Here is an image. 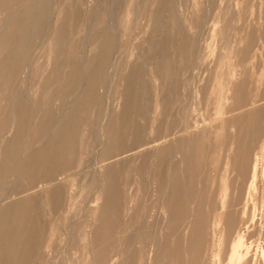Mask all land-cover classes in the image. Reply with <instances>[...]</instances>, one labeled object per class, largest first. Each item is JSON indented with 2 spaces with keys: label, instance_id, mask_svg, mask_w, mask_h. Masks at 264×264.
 I'll return each instance as SVG.
<instances>
[{
  "label": "rangeland",
  "instance_id": "rangeland-1",
  "mask_svg": "<svg viewBox=\"0 0 264 264\" xmlns=\"http://www.w3.org/2000/svg\"><path fill=\"white\" fill-rule=\"evenodd\" d=\"M165 1L0 0V52L9 55L0 59V153L10 146L12 158L0 167V209L14 199L15 219L0 228V245H14L9 264L259 260L253 245L264 240V166L255 164L264 150V0ZM62 9L65 48L56 41ZM86 30L97 45L85 43ZM149 45L152 65L144 68ZM163 72L168 77L160 81ZM40 75L47 76L43 88L24 94ZM128 89L138 96L126 99ZM131 101L144 102L139 116L126 114ZM75 102L65 128L51 126L62 105ZM216 109L227 115L214 119ZM49 132L63 142L56 167L49 153L46 171L15 179L18 164L22 176L26 160L46 149ZM156 239L161 261L152 256ZM240 251L247 254L236 260Z\"/></svg>",
  "mask_w": 264,
  "mask_h": 264
},
{
  "label": "bare ground",
  "instance_id": "bare-ground-1",
  "mask_svg": "<svg viewBox=\"0 0 264 264\" xmlns=\"http://www.w3.org/2000/svg\"><path fill=\"white\" fill-rule=\"evenodd\" d=\"M165 1V0H164ZM193 1V4L194 5H197V3L198 2H196V0H192ZM125 2H126V0H125ZM133 1H131V4H133L132 3ZM136 2H137V0H136ZM166 3H165V5L167 4V1H165ZM177 2V1H176ZM141 3V2H140ZM123 4V11H124V3H122ZM142 4V3H141ZM206 4V3H205ZM214 4V3H213ZM137 5V4H136ZM184 6V5H183ZM165 7H167V5L165 6ZM121 8V7H120ZM175 8V7H174ZM184 8V7H183ZM166 9V8H165ZM177 10L175 11L176 12V16L179 14L178 13V11H179V8H176ZM203 9V8H202ZM211 9V8H210ZM214 9V8H213ZM167 10V9H166ZM216 10V9H215ZM214 11V10H213ZM159 12V11H158ZM165 12V11H164ZM163 12V13H164ZM174 12V11H173ZM63 13H64V10L62 9L61 11H60V14H61V16H60V21H61V28H60V30H61V36H59V38L56 40L57 41V43H62L63 44V46H64V48L66 47V45L67 44H65L63 41L65 40L64 38L66 37V36H64L63 34L64 33H66V27H67V23H65L64 22V19H63ZM172 13V12H171ZM34 14V13H33ZM159 14V13H158ZM157 14V15H158ZM114 15V14H113ZM180 17H181V14H180ZM36 17H34L32 20H33V22H34V19H35ZM112 18V17H111ZM164 18V17H163ZM169 17H167L166 19H168ZM11 19V18H10ZM115 19V18H114ZM158 19V18H157ZM36 20V19H35ZM162 20V19H161ZM179 20V19H178ZM115 21V20H114ZM164 21V20H163ZM162 21V22H163ZM184 21V20H183ZM7 22V21H6ZM178 23H181V22H178ZM49 24V23H48ZM115 24V23H114ZM157 24V23H156ZM182 24H183V22H182ZM206 24V23H205ZM155 25V24H154ZM166 25H168V23L166 24ZM116 26V25H115ZM128 28V27H127ZM182 28V27H181ZM181 28H180V30H181ZM184 28V27H183ZM150 29V28H149ZM172 29V28H171ZM183 31H184V29H182ZM205 30V29H204ZM179 31V30H178ZM8 32V31H7ZM46 32V31H45ZM144 33V32H143ZM165 33V32H164ZM179 33H180V31H179ZM7 35V34H6ZM86 38L84 37V41H85V43H90L91 45H97L98 44V42L100 41V39L98 38V36H96V35H94V34H92L91 33V31L90 32H88L87 30H86ZM183 35V34H182ZM194 35V34H193ZM203 35V34H202ZM149 36V35H148ZM199 36V35H198ZM145 37V36H144ZM153 37V36H152ZM202 37V36H201ZM6 38V37H5ZM251 38H253V37H251ZM118 39V38H117ZM144 39V38H143ZM146 39V38H145ZM160 39V38H159ZM201 39V38H200ZM245 39V38H244ZM167 40V39H166ZM166 40H164V41H166ZM198 39H197V37H196V41H197ZM202 40V39H201ZM169 41V40H168ZM256 41V40H255ZM163 43V39H162V41H161V44ZM176 43V45L178 44V49H180L179 47L182 45V42H181V40L180 39H178L177 40V42H175ZM201 43V42H200ZM257 43V42H256ZM117 44L118 43H116V45L115 46H117ZM165 45H167V44H165ZM164 45V46H165ZM257 45H258V43H257ZM157 46V45H156ZM200 46V45H199ZM114 47V46H113ZM151 47L152 46H148L147 48H146V52H148L147 53V56H146V58L144 57H142V58H140V59H144V62L143 63H141V65H142V67H144V68H146V67H148V65H152V59H153V51L151 50ZM166 47V46H165ZM182 47V46H181ZM116 48V47H115ZM114 48V49H115ZM127 48V47H126ZM126 48H125V50H126ZM158 52L160 51V48L158 47ZM177 49V48H176ZM5 53H6V56H7V59H8V57H9V55L7 54L8 53V51H6V50H3ZM0 52V59H2L5 55H4V52ZM12 51V50H11ZM10 51V52H11ZM113 52H116V51H113ZM190 52V51H189ZM194 52V51H193ZM262 52V51H261ZM143 53V52H142ZM174 53V52H173ZM115 54V53H114ZM118 54V53H117ZM133 54H135V53H133ZM137 54V53H136ZM158 54H160V53H157L156 55H158ZM140 55H143V54H140ZM97 56V57H96ZM96 56H94L93 55V59H98L99 57H102L103 55L102 54H99V55H96ZM174 56V55H173ZM172 56V58H176V63H178V66H179V69L181 68V69H183L185 66H186V62H185V58L180 54V53H178V51L176 52V55L173 57ZM141 57V56H140ZM186 57V56H185ZM116 58V57H115ZM118 60V59H117ZM122 61V60H121ZM192 61V60H191ZM98 63V62H97ZM192 63V62H191ZM138 64V63H137ZM158 64H160V62L158 63ZM85 65V67H88V65L89 64H87V62H86V64H84ZM87 65V66H86ZM96 65V64H95ZM117 65H118V63H117ZM139 65V64H138ZM164 65H167V64H164ZM113 66V65H112ZM121 66V65H120ZM134 66H135V64H134ZM119 67V66H118ZM118 67H112V69L109 71V72H111L112 74H115L117 71H118ZM84 68V67H83ZM120 68V67H119ZM137 68H138V66H137ZM164 68H165V70H167V68H168V65L165 67L164 66ZM8 69H10L8 66H7V70ZM44 69V67H41V68H39V71H42ZM87 71V70H86ZM1 73V72H0ZM112 74H111V76H112ZM83 75V74H82ZM84 75H86V73H84ZM128 75V74H127ZM35 76V75H34ZM184 76V75H183ZM49 77V76H48ZM79 77V76H78ZM78 77H77V79H78ZM109 77V76H108ZM167 77H168V72H163V74H161L160 75V77H159V79H160V81L161 80H166L167 79ZM83 78V77H82ZM36 79H37V81H35V82H33L32 80H31V82H30V86L29 87H27V85L26 86H24V90H23V92H24V94H26V93H28V89L27 88H29V90H32V89H40L39 87H42V86H40V84L42 83V85H43V80L44 79H47V76H44V75H40V76H36ZM52 79V78H51ZM81 79V78H80ZM111 78H109V80H110ZM57 80H59V78H57ZM56 80V81H57ZM112 80H113V77H112ZM111 80V81H112ZM157 80H158V78H157ZM171 80V79H170ZM192 80H193V78H192ZM79 81V80H78ZM134 81V79L133 78H131V80H130V85H131V87L133 88V86H135V83L133 82ZM38 82V83H37ZM110 82V81H109ZM114 82V81H113ZM113 82H110V85H112L113 84ZM44 83H46V82H44ZM81 83H82V81H81ZM4 80H1V82H0V91H1V89H2V87L4 86ZM23 84V83H22ZM27 84V83H26ZM35 84V85H34ZM147 84H149V82L147 83ZM190 84V83H189ZM108 85V84H107ZM121 85V84H120ZM32 86V87H31ZM77 86H79L78 84H77ZM106 86V85H105ZM34 87V88H33ZM81 87V86H80ZM79 87V88H80ZM110 87V86H109ZM126 87H127V85H126ZM130 87V88H131ZM43 88V87H42ZM188 88H189V86H188ZM78 89V88H77ZM76 89V90H77ZM110 89H112V88H110ZM109 88H108V90H107V95L109 96V94L110 93H112L111 92V90H110ZM202 89H203V87H202ZM84 90V89H83ZM129 90V89H128ZM133 90H135V89H130L129 90V93H127V97H126V99L129 97V94H130V99L132 100V99H134L136 96H138L135 92H132ZM149 90V89H148ZM121 91H123V89L121 90ZM170 91V90H169ZM81 92H83V91H81ZM149 92L151 93V91L149 90ZM72 93H73V91H72ZM76 93H78V92H76ZM125 93V92H124ZM123 93V94H124ZM150 93H148V94H150ZM23 94V93H22ZM82 94V93H81ZM126 94V93H125ZM183 94H184V92H183ZM186 94V93H185ZM190 94V93H189ZM188 94V95H189ZM27 95V94H26ZM119 95V94H118ZM71 96H73V95H71ZM75 96V95H74ZM184 96V95H183ZM182 96V97H183ZM132 97V98H131ZM146 97V96H145ZM149 97H151V96H149ZM148 97V98H149ZM107 98H109V97H107ZM72 99V98H71ZM75 100H76V97L74 98ZM73 99V100H74ZM156 99H158V97L156 96ZM188 99V98H187ZM74 100V101H75ZM112 100V97H111V99H109V100H107V101H111ZM137 100V99H136ZM150 100V99H149ZM71 101V100H70ZM124 101V100H123ZM169 101H171V98L169 99ZM130 102V101H129ZM140 103H142V104H144V102H140ZM135 104L134 103V101H131V105H133V106H131L130 104H129V106L127 107V108H125V110H126V114L128 115L129 113H131L130 111H132L133 110V114H135L136 116H139V113H140V111H141V109H143L142 107V104ZM65 104V103H64ZM149 104V103H148ZM75 105H76V102L73 104V105H70V106H68V107H66V108H63V105H62V107H61V109L60 110H58V112H57V114L55 115L56 117H55V119H54V122H53V124L51 125V126H56L57 128L58 127H62V126H64V128H65V124H67V123H69L68 121L69 120H71V118H72V115H73V112H74V108H75ZM191 105H193V104H191ZM66 106V105H65ZM109 106V105H108ZM107 106V111L109 112L110 110H111V108L110 107H108ZM194 107V106H193ZM191 109H192V107H191ZM124 110V111H125ZM180 110V109H179ZM76 111V110H75ZM145 111V110H144ZM235 111V110H234ZM192 113V112H191ZM75 114H76V112H75ZM175 114V113H174ZM178 114V113H177ZM33 115V114H32ZM225 115H227V112H222V111H220V110H218V109H216V110H214L213 111V114H212V116L214 117V119H221V118H223ZM177 117V116H176ZM210 117V116H209ZM164 118V117H163ZM175 118V117H174ZM227 119V118H226ZM162 122H163V120H162ZM71 123V122H70ZM178 123V122H177ZM16 124V123H15ZM40 124H42V126H44L45 124L44 123H40ZM14 125V124H13ZM179 125V124H178ZM220 125H222V123H220ZM12 126V125H11ZM74 126H75V123H74ZM13 127V126H12ZM55 127V128H56ZM67 127H68V125H67ZM14 128V127H13ZM138 126H134L133 127V129H132V131H133V133H136V132H138ZM162 128V127H161ZM160 128V129H161ZM169 128V127H168ZM208 128V127H207ZM9 129H10V127H9ZM14 130V129H13ZM51 130V129H50ZM49 130V131H50ZM8 131V130H7ZM16 131V130H15ZM12 132V131H11ZM52 132V131H51ZM56 132V131H55ZM54 132V133H55ZM65 132H67V130L65 131ZM260 132V131H259ZM54 133H50L49 132V134H48V136H46V139H50V142L46 145V149L43 151V152H41V153H39L38 155H34L35 157H34V160H33V158H31V159H28V160H26V162H25V164H23L24 166H26V167H28L27 169H26V171H22V176H20V173H21V171H19L18 169H19V164L17 165V169H16V171H15V179L17 178V179H19V178H22V177H26V176H28V172H30L31 174H33V173H36V174H39V173H41L42 171H44L45 170V166H46V163H47V161H46V159H47V155L50 153L51 155H53V156H55V158L57 157L58 158V156H60L59 155V152L61 151V147L63 146V142H61L62 144H59L58 142H56L57 141V138H55L54 136H55V134ZM183 133V132H182ZM212 133V132H211ZM9 134H10V132H9ZM9 134H8V136H9ZM171 134V133H170ZM173 134V133H172ZM58 135H60V133H58ZM57 136V135H56ZM172 137V136H171ZM197 137V136H196ZM199 137V136H198ZM170 138V137H169ZM174 138V137H173ZM5 139V138H4ZM170 139H172V138H170ZM56 140V141H55ZM3 142V141H2ZM65 148V147H64ZM2 150V147H0V151ZM10 150H11V148H10V146H8L4 151V155H1V153H0V167H3V166H6V165H10V163H11V156L9 155V153H10ZM63 150V149H62ZM173 150V149H172ZM123 151V150H122ZM12 154V153H11ZM69 157H71L72 156V154H69L68 155ZM67 156V157H68ZM66 157V158H67ZM54 158V160H51V163L53 164V165H55V167H56V165H57V163L59 162V158H58V160L57 159H55ZM65 158V159H66ZM64 160V159H63ZM109 160H110V158H109ZM116 160V159H115ZM114 160V161H115ZM119 160V159H118ZM156 160V159H155ZM62 161V160H61ZM65 161V160H64ZM117 161V160H116ZM50 163V164H51ZM12 164V163H11ZM21 164L22 163H20V166H21ZM255 164H261V165H263L264 166V150H261L260 152H259V157H256L255 158ZM11 166V165H10ZM59 166V165H58ZM102 166V165H101ZM34 169H33V168ZM22 169V168H21ZM109 170V169H108ZM46 171V170H45ZM59 170H55V172H58ZM51 173V174H56V173ZM47 173V172H46ZM161 173V172H160ZM175 173V172H174ZM162 174V173H161ZM142 175V174H141ZM184 175V174H183ZM185 176V175H184ZM190 177V176H189ZM14 178V177H13ZM24 179V178H23ZM148 179V178H147ZM191 179V178H190ZM193 179V178H192ZM45 181V179L44 180H42V181H39L38 183L39 184H42L43 182ZM49 180H47L46 182H48ZM54 181H59V178H55L54 179ZM53 181V182H54ZM113 181V180H112ZM15 182H17V181H15ZM45 183V182H44ZM58 184V183H57ZM141 186V185H140ZM144 186V185H143ZM144 187H147V186H144ZM56 189V188H55ZM177 190L176 189V186H172L171 188H170V192H168V195L171 197V196H173L174 195V192H175V190ZM58 189H56V192H58L57 191ZM115 191V190H114ZM114 191L112 192V193H114ZM193 191V190H192ZM192 191H190V192H192ZM59 193H61V192H59ZM192 193H194V192H192ZM219 193H222V192H219ZM16 195V194H15ZM14 194H13V196H15ZM24 195V194H23ZM54 196H57V194L55 195L54 194ZM22 197V196H21ZM13 198V197H12ZM115 198V197H114ZM121 198V197H120ZM156 198V197H155ZM154 199V198H153ZM144 200V199H143ZM18 202V201H17ZM16 202V203H17ZM116 202V201H115ZM14 203V199H11V202L9 203V207L8 208H6V209H4V210H2V208L0 209V216L2 215L1 214V212L2 211H5V216H1V218H0V228H3V227H6L7 225H8V223H11L12 221H13V219H11L10 220V216H11V211H12V209H13V204ZM19 203V202H18ZM151 203V202H150ZM93 204V203H92ZM108 204V203H107ZM20 205V204H19ZM149 205V204H148ZM28 207V206H27ZM5 208V207H4ZM110 208H112V206L110 207ZM118 208H120V207H118ZM19 209V208H18ZM116 210V209H115ZM41 215V214H40ZM157 215V214H156ZM172 215V214H171ZM165 216V215H164ZM173 216V215H172ZM174 216H175V214H174ZM36 217V216H35ZM34 218V217H33ZM142 218H144V217H142ZM15 220V219H14ZM27 220V219H26ZM142 220V219H141ZM165 220V219H164ZM19 221V220H18ZM21 221H22V219H21ZM31 221H34L33 219L31 220ZM39 221V220H38ZM135 221V220H134ZM156 221V220H155ZM15 222H17V221H15ZM43 222V221H42ZM133 222V221H132ZM139 222H140V220H139ZM37 223V222H36ZM137 223V222H136ZM142 223V222H141ZM140 223V224H141ZM152 224V223H151ZM151 224H149V225H151ZM132 225V224H131ZM12 226V225H11ZM136 226V225H135ZM138 227V226H137ZM136 227V228H137ZM155 227V226H154ZM135 228V227H134ZM133 230V229H132ZM151 230V229H150ZM9 231V230H8ZM12 231V230H11ZM112 231V230H111ZM131 231V230H130ZM138 231V230H137ZM149 231V230H148ZM152 232V231H151ZM33 233V232H32ZM133 233V232H132ZM131 233V234H132ZM140 233V232H139ZM156 234V233H155ZM151 235V234H150ZM4 235H1V237H3ZM15 237H18V235L17 236H15ZM129 237V236H128ZM152 237H153V235H152ZM4 238V237H3ZM25 238V237H24ZM153 239V238H152ZM0 240H1V238H0ZM153 242V241H152ZM1 243V242H0ZM4 244L2 245H0V249H2V254H4L3 255V257L2 258H0V264H9V261H10V259H11V257H8V253H10V251L12 250V248H13V244H12V242H3ZM159 243H160V240H158V239H156L155 240V242H154V246H155V248L156 249H154V251H153V254H152V256L153 257H155L158 261L160 260H162V258H163V255H164V252H162L161 250H159V249H157V246H159ZM163 243V242H162ZM82 245V244H81ZM254 247H253V251H254V255H258V257H259V260L255 263V264H264V240L262 241V242H260V243H258L257 245H253ZM143 247V246H142ZM250 248H252V246L250 247ZM91 249V248H90ZM144 249V248H143ZM146 251V250H145ZM149 251V250H148ZM206 251V250H205ZM22 253H24V250H23V252ZM246 252H242V251H240V252H238V253H236V260H239V259H243L242 257H245L246 256ZM90 258V257H89ZM244 259H246V258H244ZM64 260H65V257H64ZM89 260V259H88ZM79 261V260H78ZM83 262V261H82ZM67 263V262H66ZM79 263V262H78ZM134 263V262H133ZM60 264V263H59ZM135 264H137V263H135Z\"/></svg>",
  "mask_w": 264,
  "mask_h": 264
}]
</instances>
